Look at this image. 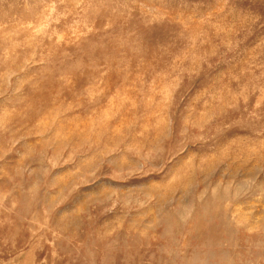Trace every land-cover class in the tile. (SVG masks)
I'll list each match as a JSON object with an SVG mask.
<instances>
[{"label":"rangeland","instance_id":"1","mask_svg":"<svg viewBox=\"0 0 264 264\" xmlns=\"http://www.w3.org/2000/svg\"><path fill=\"white\" fill-rule=\"evenodd\" d=\"M0 264H264V0H0Z\"/></svg>","mask_w":264,"mask_h":264}]
</instances>
